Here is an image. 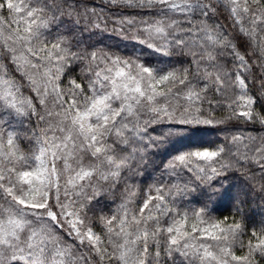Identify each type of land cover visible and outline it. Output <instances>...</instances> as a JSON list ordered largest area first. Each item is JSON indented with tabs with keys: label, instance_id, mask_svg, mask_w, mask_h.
Instances as JSON below:
<instances>
[{
	"label": "snow or ice",
	"instance_id": "6c2138e0",
	"mask_svg": "<svg viewBox=\"0 0 264 264\" xmlns=\"http://www.w3.org/2000/svg\"><path fill=\"white\" fill-rule=\"evenodd\" d=\"M0 264H264V0H0Z\"/></svg>",
	"mask_w": 264,
	"mask_h": 264
}]
</instances>
